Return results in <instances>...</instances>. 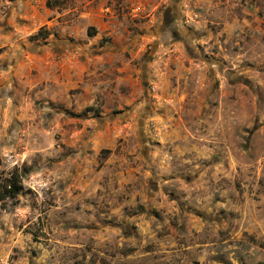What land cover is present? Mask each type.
<instances>
[{"label":"rangeland","instance_id":"rangeland-1","mask_svg":"<svg viewBox=\"0 0 264 264\" xmlns=\"http://www.w3.org/2000/svg\"><path fill=\"white\" fill-rule=\"evenodd\" d=\"M0 264H264V0H0Z\"/></svg>","mask_w":264,"mask_h":264},{"label":"trees","instance_id":"trees-1","mask_svg":"<svg viewBox=\"0 0 264 264\" xmlns=\"http://www.w3.org/2000/svg\"><path fill=\"white\" fill-rule=\"evenodd\" d=\"M22 182L19 175H13L6 183L0 182L1 197L15 198L22 191Z\"/></svg>","mask_w":264,"mask_h":264}]
</instances>
